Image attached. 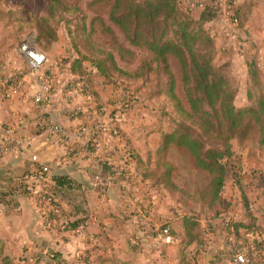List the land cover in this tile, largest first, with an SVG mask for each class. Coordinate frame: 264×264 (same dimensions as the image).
<instances>
[{
	"label": "crops",
	"instance_id": "crops-1",
	"mask_svg": "<svg viewBox=\"0 0 264 264\" xmlns=\"http://www.w3.org/2000/svg\"><path fill=\"white\" fill-rule=\"evenodd\" d=\"M252 1V12L256 5H264V0ZM206 26L215 33L220 22L213 19ZM214 40L217 63L230 61L234 70L246 71L243 57L225 48L233 39L219 35ZM58 44L43 50L47 56L43 73L51 82L50 103L34 102V78L25 76L20 91L10 100L0 87V192L27 170L43 167L46 175L39 188L53 195V201H43L42 207L32 196L12 195L10 201L0 197V264H167L173 252L175 264H186L187 252L196 245L183 243L186 212L176 201L171 210L169 194L142 179L136 168V156L145 158L161 144L165 123L153 122L151 100L161 97L166 101L167 97L150 96L145 87L130 96L121 88L95 82L96 100L84 92L82 81L69 74L70 53H64ZM16 52L1 51L0 76L16 69L26 71L24 58ZM100 123L116 127L120 135L97 130ZM54 124L66 135L54 132ZM55 177L64 181L57 188ZM227 184L232 201L238 202L239 190L231 181ZM248 199L264 240V219L252 209L250 196ZM232 213L242 216L241 210ZM164 227L170 228L168 234L162 233ZM223 231L220 222L214 231L206 229L203 247L207 248L211 238L218 245L211 246L212 251L204 250L207 253L201 250L195 264H222ZM51 251L56 259H51Z\"/></svg>",
	"mask_w": 264,
	"mask_h": 264
},
{
	"label": "trees",
	"instance_id": "trees-1",
	"mask_svg": "<svg viewBox=\"0 0 264 264\" xmlns=\"http://www.w3.org/2000/svg\"><path fill=\"white\" fill-rule=\"evenodd\" d=\"M44 2V14L29 3L20 11H32L36 44L44 51L58 40V28L64 26L70 47L69 74L83 82L85 93L97 100L95 82L121 88L130 96L147 87L150 96L165 95L185 120L163 132L154 152L135 158L142 179L166 191L186 212L183 243L196 242L187 252L186 264H195L207 238L206 229L214 231L218 222L224 229L229 219L235 239L243 242H247L246 233H261L247 187L254 181L264 186V172L252 170L250 181L245 183L241 166L233 161L231 142L251 143L264 151V94L254 98L249 89L250 103L235 105L238 82L231 62H216L218 48L206 26L215 19L216 10L207 6L193 15L178 0H88L85 8L76 0ZM253 6L254 1L247 0L236 9L243 32ZM138 50H145L149 57L140 60ZM247 75L249 83L261 84L264 92V70L254 56L247 61ZM171 149L189 161L182 164L183 170L204 175L207 180L194 182L189 190L178 180L179 169L170 159ZM28 175L45 178L46 171L43 167L27 170L0 192V197L9 201L12 195L31 197L32 192L26 189ZM54 179L56 188L64 183L59 177ZM229 181L239 190L238 202L226 201L222 195ZM233 210H241L242 216L235 217ZM254 245L256 253L263 256L264 240L259 236ZM49 254L52 260L57 258L55 252Z\"/></svg>",
	"mask_w": 264,
	"mask_h": 264
},
{
	"label": "rangeland",
	"instance_id": "rangeland-1",
	"mask_svg": "<svg viewBox=\"0 0 264 264\" xmlns=\"http://www.w3.org/2000/svg\"><path fill=\"white\" fill-rule=\"evenodd\" d=\"M76 1L79 3V5L82 8H85L88 0H76ZM26 3H29L32 7L33 6L36 7L41 12H44L46 9V4L44 0H0V53L2 50L6 51V53L7 52L17 53L16 47L18 46L19 42L25 37L27 33L32 31V29L34 28L33 14L32 15H30L29 13L23 14V12L20 11L21 6H23ZM252 13L253 14H252L251 22L246 27L244 33V35L246 36V40L244 41H242L241 39L234 40L233 42L229 43L228 47L226 46L225 48L226 49L228 48L231 53H237L238 55L242 56L243 59L246 61V66H247V61L250 60L251 56H254L259 66L262 68V70H264V5L262 4L256 5ZM57 41L59 43L58 45L60 46V49H63L64 53L66 54H68V52L70 53V49H69L70 47L67 40V31L63 25H60L58 28ZM137 56L141 60L142 58L143 59L148 58L149 54L145 50H138ZM130 68H133V66H130ZM232 74L238 82V92L236 94L234 101L237 107H242L250 103L251 100H249L248 97L249 89L253 90L254 98H256L261 94L262 95L264 94V92H262L261 90V84L258 83L252 86L251 83H249L248 75H247V67H246V71H244L243 69L242 71H240L238 67L236 70H234V66H232ZM262 80H264V77H262ZM141 91L142 90L140 88L138 92ZM151 101L153 102L154 106L149 111V113L150 115L154 116L155 121L153 122H155L159 126L163 125L160 123L159 120L164 121L165 125L163 126L162 132L171 129V127L174 128L179 121H185L177 113V111L173 107V104L170 101L168 102L167 99L165 101V99L160 97V98H154ZM122 106L124 105L122 104ZM231 147L234 152L233 161L241 166L242 171H244L243 173L244 179H246L247 181L250 180V176L252 175L250 174V172L252 170L264 172V151H260L251 143L240 145L235 140L231 142ZM183 158L184 157L181 158V156L179 157V155L175 150L173 149L170 150V159L175 164L178 165V169H179L177 175L178 180L181 183H185L189 190H192L194 188L193 187L194 182L203 183L207 179L204 175L197 173L194 174V172L192 171L188 172L186 170H183L181 167L182 164L187 165L189 162V161L187 162L186 159L184 160ZM254 182L249 189L247 188V193L248 196H250L251 198L252 209L254 210L255 213L258 214V216H260V219L262 218L264 219V200L262 198L264 196V186L258 185L257 182L255 183ZM225 186H227V188H225ZM225 186L222 190V195L225 196L226 201H229L228 198H230L231 201L233 200L232 190H230L228 184ZM174 201L175 200L171 198L170 201L171 210L172 207L174 208V203H173ZM209 241L210 242L207 248L203 247L202 249L203 251L204 250L212 251L214 249L211 246L218 245V240L211 238L209 239ZM203 251H201L200 254H202ZM204 252L207 253V251ZM173 256H174V252L169 255L167 259V264L176 263L177 258ZM258 257L264 259V253L263 256L258 255Z\"/></svg>",
	"mask_w": 264,
	"mask_h": 264
},
{
	"label": "built area",
	"instance_id": "built-area-1",
	"mask_svg": "<svg viewBox=\"0 0 264 264\" xmlns=\"http://www.w3.org/2000/svg\"><path fill=\"white\" fill-rule=\"evenodd\" d=\"M182 8L191 12L193 15L198 13L205 7L209 6L216 10V22H220V29L211 32V35L217 38L222 35L226 38L242 41L246 40L245 32L239 27V20L236 16V9L245 0H178ZM19 54L24 58L26 71L16 69L13 73L0 76V87L5 99H12L15 94L20 91L25 76L34 78L37 81V89L33 94V100L37 104H48L51 101L50 89L51 82L46 79L43 73V65L47 61V56L36 44L35 31L32 30L25 35L16 47ZM83 88V86H82ZM84 90V88H83ZM96 129L101 132L111 131L112 134H117V128L107 126L104 123L97 124ZM52 130L60 135H66L65 130L58 124L52 126ZM29 141H26L28 143ZM35 159V156H33ZM40 178L34 175H28L26 189L32 192V197L38 200L39 207H42V202H52L53 196L50 193H44L39 187L41 184ZM20 209L19 206L16 207ZM229 219L225 220L224 231L222 232V244L225 258L222 264H264V259L258 257L255 249V239L259 237L257 232H249L245 234L247 242L236 240L233 234V228L228 225ZM170 229L165 227L162 233L168 234ZM258 259V260H257ZM258 261V262H257Z\"/></svg>",
	"mask_w": 264,
	"mask_h": 264
}]
</instances>
